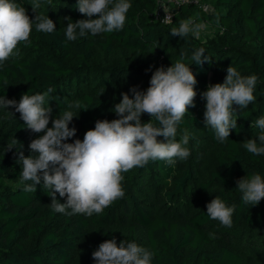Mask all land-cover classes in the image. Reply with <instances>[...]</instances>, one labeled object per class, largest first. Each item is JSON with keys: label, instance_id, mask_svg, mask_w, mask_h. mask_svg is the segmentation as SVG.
Returning <instances> with one entry per match:
<instances>
[{"label": "trees", "instance_id": "1", "mask_svg": "<svg viewBox=\"0 0 264 264\" xmlns=\"http://www.w3.org/2000/svg\"><path fill=\"white\" fill-rule=\"evenodd\" d=\"M14 2L31 19L48 16L56 31L38 33L33 24L30 43H19L18 55L0 67V96L19 102L24 94L47 93L45 105L52 108L53 118L76 101L89 107L71 109L78 117L69 127L77 132L67 142L83 140L97 120L117 119L111 109L121 94L131 97L133 86L146 91L156 69L170 67L182 51L189 57L184 62L193 63L197 95L178 127L177 141L185 129L189 134V157L175 165L149 161L122 173L125 195L91 217L67 214L71 209L54 212L42 179L36 192L25 191V183L31 181L21 182L17 158L21 151L26 157L35 155L29 144L42 134L27 129L14 108L0 107V264H95L92 253L113 238L118 246L126 240L149 249L154 253L152 264H264L263 248L240 249L236 243L238 237L251 234L264 240V199L257 205L244 204L236 183L257 173L264 177V154L257 156L243 147L253 138L259 144L260 129L254 122L264 116V0H214L224 12L203 13L220 31L204 41L170 33L180 21L202 13L197 5L181 7L172 23L163 24L153 18L158 0H129L132 6L122 30L88 33L67 42L65 18H87L78 11V0H39L36 12V0ZM199 48L205 50L202 64L190 59ZM230 65L242 76H257L256 99L243 110L234 105L237 128L220 143L205 127L206 100L201 94L210 84L223 83ZM150 119L148 114L141 116L142 123ZM216 196L235 205L231 227L207 215V204ZM56 197L66 202L58 193Z\"/></svg>", "mask_w": 264, "mask_h": 264}, {"label": "clouds", "instance_id": "2", "mask_svg": "<svg viewBox=\"0 0 264 264\" xmlns=\"http://www.w3.org/2000/svg\"><path fill=\"white\" fill-rule=\"evenodd\" d=\"M131 6L129 0H78V11L87 18L75 22L70 17L65 18L68 20L66 41L74 42L88 33L96 36L122 30ZM39 7V0H36L32 9L36 12ZM96 16L98 18H92ZM33 24L38 33L56 31V24L48 16L37 14L31 19L26 9L14 0H0V67L18 55L19 43H30ZM203 27L186 19L170 33L181 38L189 34L199 38ZM204 51L203 48L194 49L191 61L202 64ZM186 58H189L188 53L182 51L181 58L170 67L157 68L146 91L133 86L129 89L131 97L122 93L120 102L111 109L117 119L97 120L95 127L86 131L83 140L75 139L71 143L67 141L76 136L77 129L70 128L69 124L78 117L71 109L89 108L80 101L68 104L59 118H53L52 108L45 105L47 93L24 94L19 102L0 96V107L14 108L27 129L42 134L29 144L35 155L26 157L21 151L17 158V163L22 165L21 182L31 181L25 183V191L36 192L42 179V187L51 197L50 207L54 212L66 213L71 209L67 214L91 217L125 195L122 173L144 167L149 161L175 165L177 160H186L190 155V149L185 147L189 143V134L185 129L177 141L178 127L189 108L194 107L197 95L194 90L197 80L190 68L193 63L186 64ZM226 72L223 83L210 84L201 94L206 100L205 127L213 130L220 143L229 138L231 129L237 128L234 105L243 110L255 101L258 79L254 74L242 76L232 65ZM142 114H148L150 121L142 123ZM254 126L260 129L259 144L253 138L243 147L258 156L264 154V116L259 117ZM157 137H163V140ZM236 183L244 204L257 205L264 199V177L260 174L245 176ZM57 193L66 198L65 203L57 199ZM234 210L235 205L228 206L219 196L207 204V215L225 227L232 226ZM92 257L95 264H152L154 253L134 241L123 240L118 246L113 238L101 243Z\"/></svg>", "mask_w": 264, "mask_h": 264}, {"label": "rangeland", "instance_id": "3", "mask_svg": "<svg viewBox=\"0 0 264 264\" xmlns=\"http://www.w3.org/2000/svg\"><path fill=\"white\" fill-rule=\"evenodd\" d=\"M202 4L199 7V9L202 10V13H199L195 16V23L201 24L204 27L202 28L199 40H210L215 37L217 33L220 31V26L218 23L211 19L206 18V13H223L224 9L220 8L217 9L214 4V0H202ZM207 5V10H205V6ZM60 116V115H59ZM59 116H56L54 118H59ZM52 126L51 121L49 122V127ZM236 243L240 249H244L245 247H254V248H263L264 249V240L262 237H259L255 234H251L249 237L247 235H244L243 237H238V240H236Z\"/></svg>", "mask_w": 264, "mask_h": 264}, {"label": "built area", "instance_id": "4", "mask_svg": "<svg viewBox=\"0 0 264 264\" xmlns=\"http://www.w3.org/2000/svg\"><path fill=\"white\" fill-rule=\"evenodd\" d=\"M202 0H158V5L153 13L154 20L163 23L170 24L174 20V16L177 11L187 5H197L200 6ZM205 10H207V5L205 4ZM195 22V17L190 18Z\"/></svg>", "mask_w": 264, "mask_h": 264}]
</instances>
